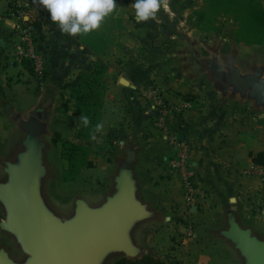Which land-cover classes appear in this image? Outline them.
Segmentation results:
<instances>
[{
	"label": "crops",
	"instance_id": "obj_1",
	"mask_svg": "<svg viewBox=\"0 0 264 264\" xmlns=\"http://www.w3.org/2000/svg\"><path fill=\"white\" fill-rule=\"evenodd\" d=\"M132 15L120 7L99 30L78 35L76 43H70L54 37L45 26L38 32L31 25L50 18L33 0H0V181L1 162L14 156L22 138L8 115L26 117L41 108L48 146L43 191L56 213L68 215L77 198L91 206L103 202L123 147L130 146L136 151L139 196L156 214L133 230L135 245L174 264H242L219 232L234 208L240 225L264 238V168L254 165L251 157L264 152V108L222 106L224 95L177 69L170 54L179 44L143 37ZM20 29L30 33L44 58L47 74L42 79L13 59ZM96 61L106 63L108 72L102 79L106 90L99 121L104 131L91 140L79 136L83 125L63 86ZM153 87L166 102L161 128L154 122L156 111L143 97ZM186 95L190 102L183 99ZM62 142L87 150L86 166L71 181L63 180L67 163L61 157ZM51 148L58 152L59 164ZM182 152H187V165L199 177L197 201L188 215L180 177L167 169L168 159ZM4 235L0 232V247Z\"/></svg>",
	"mask_w": 264,
	"mask_h": 264
},
{
	"label": "water",
	"instance_id": "obj_2",
	"mask_svg": "<svg viewBox=\"0 0 264 264\" xmlns=\"http://www.w3.org/2000/svg\"><path fill=\"white\" fill-rule=\"evenodd\" d=\"M219 77L211 81L222 95H233L264 108V66L242 74L231 58L217 65ZM223 73H220L222 72ZM22 133L18 150L1 162L0 232L12 239L24 258L16 261L0 247V264H104L111 255L137 259L144 255L132 239L133 230L153 220L155 212L139 196L134 173L136 151L124 146L112 178L110 193L91 206L77 198L66 216L48 204L43 183L48 174L43 137L46 115L39 108L26 117L8 115ZM226 228L219 236L238 253L242 264H264V238L240 225L235 209L226 214Z\"/></svg>",
	"mask_w": 264,
	"mask_h": 264
},
{
	"label": "rangeland",
	"instance_id": "obj_3",
	"mask_svg": "<svg viewBox=\"0 0 264 264\" xmlns=\"http://www.w3.org/2000/svg\"><path fill=\"white\" fill-rule=\"evenodd\" d=\"M260 1L264 5V0ZM116 3L117 9L121 7V11H128L135 17L131 6L134 0H116ZM212 9L206 0H169L168 7L158 13L157 20H149L146 23H137L136 19L132 21L140 28V34L150 40L156 38L167 44L176 41L180 48L171 49L170 57L176 62L177 69L189 80L200 79L203 84L214 90L211 81L218 70L217 65H224L231 58L241 73H250L252 66H264V45L255 47L257 45L240 44L239 40L244 31L242 23L236 17L237 14L226 12L215 14ZM101 62L107 68L106 75L108 66ZM207 65L211 66V72L205 71ZM220 104L224 107L233 104L254 107L252 101H240L239 97L230 94L221 97ZM51 150L54 161L59 164L58 152L52 148ZM4 237L3 248L10 257L16 261L23 259L24 256L17 244L6 235ZM148 252L154 259L174 264L165 257L162 259L161 255L158 257L155 251ZM119 257L111 255L104 264H113Z\"/></svg>",
	"mask_w": 264,
	"mask_h": 264
},
{
	"label": "trees",
	"instance_id": "obj_4",
	"mask_svg": "<svg viewBox=\"0 0 264 264\" xmlns=\"http://www.w3.org/2000/svg\"><path fill=\"white\" fill-rule=\"evenodd\" d=\"M206 3L213 8L215 14L221 12L237 14L236 17L242 23L244 31L242 38L239 40L240 44L245 46L264 45V5L260 0H206ZM10 8H12V13L16 14V7L10 5ZM31 25L38 32H40L42 26H45L54 37L76 43L75 37L62 34L49 17L36 19ZM22 65L30 72L27 63H22ZM106 71V66L101 61H96L88 70H82L73 81L63 86V90L68 91L69 101L74 104V114L78 116H81V114L86 115L91 122L89 127L83 126L79 132V136L84 139H90L92 128L100 121L103 95L106 90L102 79ZM183 99L190 102L191 96L186 95ZM53 141L56 143L59 141L57 134ZM86 156L87 150L85 148L68 142L61 143V157L67 163V168L63 171L64 181L73 180L77 171L86 166ZM251 157L254 165L264 168V152L252 154ZM113 264L167 263L154 259L149 252H146L137 259H127L120 256Z\"/></svg>",
	"mask_w": 264,
	"mask_h": 264
},
{
	"label": "clouds",
	"instance_id": "obj_5",
	"mask_svg": "<svg viewBox=\"0 0 264 264\" xmlns=\"http://www.w3.org/2000/svg\"><path fill=\"white\" fill-rule=\"evenodd\" d=\"M33 3L49 13L62 34L72 37L99 30L105 19L117 9L116 0H33ZM168 4L169 0H134L131 6L137 23H146L157 20L158 13ZM78 119L84 127H89L88 116L81 114ZM103 131V123H97L92 128L90 139L95 140L96 134Z\"/></svg>",
	"mask_w": 264,
	"mask_h": 264
},
{
	"label": "built area",
	"instance_id": "obj_6",
	"mask_svg": "<svg viewBox=\"0 0 264 264\" xmlns=\"http://www.w3.org/2000/svg\"><path fill=\"white\" fill-rule=\"evenodd\" d=\"M13 59L15 62L27 63L31 74L34 77L42 79L47 74V67L44 58L37 51L33 38L28 31L20 29L17 41L13 50ZM145 101L150 104L156 111L157 116L154 118L156 127L161 128L163 118L166 114V102L161 91L156 87L151 88L143 93ZM188 106V105H186ZM169 173L179 175L184 191V214L188 215L190 208L195 206L198 193L197 181L198 175L187 165V152H182L167 161Z\"/></svg>",
	"mask_w": 264,
	"mask_h": 264
},
{
	"label": "flooded vegetation",
	"instance_id": "obj_7",
	"mask_svg": "<svg viewBox=\"0 0 264 264\" xmlns=\"http://www.w3.org/2000/svg\"><path fill=\"white\" fill-rule=\"evenodd\" d=\"M210 68H211V66L210 65H207L205 71L211 72V69ZM219 76H220V74L218 72H215L213 77L215 78V77H219Z\"/></svg>",
	"mask_w": 264,
	"mask_h": 264
}]
</instances>
